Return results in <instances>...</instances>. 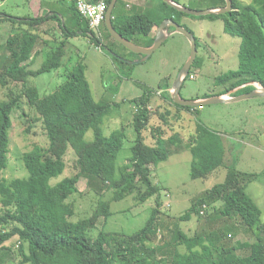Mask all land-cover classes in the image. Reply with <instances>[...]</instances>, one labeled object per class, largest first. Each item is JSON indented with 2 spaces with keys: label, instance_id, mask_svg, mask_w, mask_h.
<instances>
[{
  "label": "trees",
  "instance_id": "trees-1",
  "mask_svg": "<svg viewBox=\"0 0 264 264\" xmlns=\"http://www.w3.org/2000/svg\"><path fill=\"white\" fill-rule=\"evenodd\" d=\"M157 1V8L149 7L146 12L112 16L114 28L133 41L137 35L148 37L153 27H158L166 18L180 24L181 16L221 19L225 33L241 38L238 66L217 76L215 84L222 90L208 96L223 95L239 86L242 87L232 96L247 93L254 89V85L247 84L249 82L264 86V0L246 3L232 0L230 12L203 16L186 14L164 0ZM110 2L106 0L108 6ZM225 4V0H213L209 8ZM1 13L2 20L9 22L13 31L5 41L9 54L4 58L0 55V86L5 90V98L0 101V249L16 237L19 241L17 252L21 256L17 264H264L262 210L246 190L256 179L254 172L236 170L233 174L234 164H225L226 179L196 197L178 219L162 210L163 187L152 180L151 166L167 160L168 143L178 147L185 143L184 147L192 155L190 176L193 179H205L225 163L223 136L200 121L196 122L194 117L199 107L173 102L172 80L159 84L160 92L146 88L141 95L124 100L133 105L136 136L131 157L116 174V158L126 137L125 127L113 130L109 136L103 134L101 124L112 105L106 99L96 101L93 98L84 64L78 62L66 73V80L54 92L44 96H40L32 80V77L63 65L69 37L82 33L90 42L100 46L103 36H98L89 27L72 0L70 14L74 26L59 21L63 32L61 38L58 40L53 35L52 40L44 41L45 59L39 68L32 69L30 60L40 38L38 26L59 17L55 12L38 17ZM102 24L104 39L109 43L107 47L114 50L113 41H108L114 38L105 21ZM153 41L154 38H148L147 44L150 46ZM196 42L198 47L197 39ZM199 66L201 61L196 56L191 69ZM191 69L184 81L193 74ZM24 98L29 107L25 114L30 117V124L38 120L42 122L48 145L45 149L34 145L23 153L22 161L28 176L6 180L2 172L8 164L12 113ZM160 98L166 103L158 104L153 110L155 100ZM184 110L193 115V129L187 138L171 130V118L183 119ZM154 114L158 120L153 118ZM89 129L93 130V139L86 141L84 136ZM60 146L74 150L75 172L52 184L51 179L63 174L66 168L62 152L58 153ZM82 177L107 183L113 191V200L135 194L137 203H144L154 197L155 205L145 224L129 234L102 229L90 236L98 220L111 215V202L99 196L91 215L70 220L66 200L78 191ZM216 202L222 203L218 209L213 207L223 218H219L221 221L216 226L211 225L208 230L189 236L175 223V220H189L193 214L207 216L208 209ZM210 216L208 214L209 219ZM234 217L246 231H251L255 237L252 243L234 241L237 231ZM169 234L172 235L171 242Z\"/></svg>",
  "mask_w": 264,
  "mask_h": 264
},
{
  "label": "rangeland",
  "instance_id": "rangeland-1",
  "mask_svg": "<svg viewBox=\"0 0 264 264\" xmlns=\"http://www.w3.org/2000/svg\"><path fill=\"white\" fill-rule=\"evenodd\" d=\"M0 1H2L0 10H6L16 16L29 14L28 0ZM43 1L47 6L53 5L58 12L63 13L66 17L62 2L59 0ZM241 1L246 3L251 0ZM179 2L190 9L204 10L212 5L213 0H179ZM125 3V0H118L117 8L122 6L126 10ZM130 12L136 13L137 9ZM186 18L184 24L189 27L198 41L197 56L201 61V66L191 69L194 75L191 74L186 78L180 94L184 99H202L222 90L221 86L215 84L217 76L237 68L241 38L225 33L221 19L211 20L190 16H186ZM56 20L59 21L58 18ZM66 24L71 26L69 22ZM101 29H104L103 24L96 31L98 36H102ZM7 33H10V28L1 30L0 38L3 40L2 36ZM52 34L56 35L59 40L63 32L54 28ZM104 37L100 38L102 40L100 41V50L96 47V43L90 42L87 36L82 33L69 37L66 42L63 65L56 70L32 77V80L37 86L40 96H44L54 92L66 80V73L72 70L78 62L81 61L84 64L85 75L93 98L96 101L106 99L112 105L110 112L104 117L101 124L103 134L109 136L113 130L125 127L126 137L116 158V174H118L119 167L127 163L132 155L131 147L136 136L132 120L133 105L124 102V100L141 95L146 88L160 92L162 90L159 89V84L168 80L174 81L173 79L190 55L191 44L183 34L174 32L147 60L140 61L137 53L130 51L114 39H108V41H113L114 50L108 48L107 44L109 43ZM142 38V35H137L132 42L139 45L143 43ZM41 45L39 40L36 47ZM8 54L4 43L0 46V55L4 58ZM45 56L44 53L39 63L37 61V64L30 65V68H39ZM254 86L261 87L262 85L255 82ZM3 98H5V90L0 86V101ZM155 101L152 106L153 110L158 104L166 103L161 98ZM115 103L118 106L115 107ZM27 112H29V107L24 98L12 113L8 164L2 172V177L6 180L28 176V171L22 161L23 153L32 149L34 145H39L42 149L48 145L42 122L38 120L30 124V117L25 114ZM182 114H184L183 119L174 120L171 118V123L173 122L171 130H175L180 136L187 138L189 131L193 129V115L185 110ZM153 118L158 120L156 114ZM194 118L196 122L200 121L209 129L223 136L225 163L207 178L193 179L190 176L192 155L184 147L185 143L181 144L182 147L168 143L169 157L167 160L151 166L152 180L163 187L161 195L164 213L178 219L179 215L189 208L196 197L226 179L228 172L225 164H234L235 169L231 171L233 174L236 170L255 173L256 179L248 184L246 190L261 208L262 220H264V97L254 96L233 102L205 104L199 106ZM143 134L146 135V130L143 131ZM84 139L86 141L93 139L92 129L85 133ZM60 152H62L66 168L63 174L51 179L52 184L75 172L76 154L74 150L71 147L60 146L58 153ZM99 196L110 200L111 215L107 219L101 217L96 227L90 231V236H95L102 229L132 233L145 224L155 205L154 197H150L144 203H137L135 194L121 200H113V191L107 187V183L102 184L98 180L82 177L78 182V191L66 200L67 217L73 221L88 217L93 212ZM221 205V202H216L208 209L209 216L212 215L210 219L208 214L202 217L193 214L189 220H175V223L189 236L200 230H208L211 225L216 226V223L223 220L213 207L218 209ZM164 217L166 216L164 215ZM214 218L219 221H213ZM234 219L238 220L236 217ZM245 236L247 237L248 234L245 233ZM170 237H172L171 234L168 238L171 242ZM18 244L19 241L16 237L5 243L6 247L0 249V264H17L21 260V256L17 252Z\"/></svg>",
  "mask_w": 264,
  "mask_h": 264
},
{
  "label": "water",
  "instance_id": "water-1",
  "mask_svg": "<svg viewBox=\"0 0 264 264\" xmlns=\"http://www.w3.org/2000/svg\"><path fill=\"white\" fill-rule=\"evenodd\" d=\"M167 4L172 6L178 11H182L186 14L194 15V16H203L208 15L212 13L222 14L225 12H228L231 9L232 6V0H225L226 5L225 6H216V7H210L204 10H194L190 9L184 5L179 4L178 2H175L174 0H164ZM117 0H111L106 14H105V25L109 31V33L112 35V37L121 43L124 47L129 49L130 51L137 53L141 55L140 61L147 60L153 52L158 49L161 44L166 39V34L164 31L168 27H173L176 32H179L183 34L187 39L189 40L191 44V52L188 57V59L185 61V63L180 68L177 76L175 77L172 86L170 88L171 92V98L173 102L180 104V105H186V106H192V107H199L204 106L205 104H216V103H226V102H233L238 101L242 99L251 98L254 96H263L264 97V86L256 87L254 86V89L247 93H242L236 96H232V94L241 88L242 86L236 87L233 90L229 91L226 94L223 95H212L210 97L202 98V99H184L181 94L180 90L182 87V84L184 82L185 77L189 74V71L196 59L197 56V42L195 35L190 31L189 29L185 28L182 24L176 22L173 19L166 18L164 19L161 24L158 26V33L157 36L154 38L153 43L150 46L144 47L139 46L135 44L134 42L128 40L127 38L123 37L117 30L114 28L112 24V10L116 4ZM247 84L255 85V82H249Z\"/></svg>",
  "mask_w": 264,
  "mask_h": 264
},
{
  "label": "crops",
  "instance_id": "crops-1",
  "mask_svg": "<svg viewBox=\"0 0 264 264\" xmlns=\"http://www.w3.org/2000/svg\"><path fill=\"white\" fill-rule=\"evenodd\" d=\"M59 1L62 2V4H63L64 10L66 11V17L63 13L58 12L57 8H54L53 5L47 6L43 0H28L29 14H24L22 17H26V16H29V17L47 16V15H51L52 12H55L57 14V16L59 17L58 18L59 21L62 18L61 21H62L63 25L68 23V22L71 23V25H72L73 19H72L71 14L69 13L70 4H71L72 0H59ZM125 2H126L125 7L127 8L126 10H124V8L122 6L117 8V2H116L115 6L112 10V16H119V15H124V14L125 15L135 14V12H130L134 9H137L136 13H141L143 11L146 12L147 8H149V7H152V8L156 7L157 8V6L159 5L157 0H125ZM178 3L181 5H184L180 2H178ZM1 4H2V1H0V5ZM1 11L5 12V13H9L6 10H0V31L3 30L4 28H10V33L9 34L7 33V34H5V36H2V37H4L3 40H2V38H0V40H1L0 46H2L5 43L6 39L8 38V36L13 31V28L9 24V22L2 20L3 13H1ZM9 14H11V13H9ZM11 15H13V14H11ZM186 19H187L186 16H181L180 17L181 24H184ZM59 21L56 20V18H53V19L44 21L42 24H40L38 26L37 30L39 31L38 34L40 36L39 40L42 43V45L39 47H36L34 49V52L32 54L31 60H30L31 65L37 64L36 63L37 61L39 63V61L43 57L44 41H48V40L53 39L52 29L54 30V28H57V29H59V31H61L59 28V24H58ZM11 29H12V31H11ZM174 32H176V31L173 29L171 30V27H168L164 31V33L166 34V39L164 40V42L168 39V36L170 34L172 35ZM157 33H158V27L155 26V27H153V29H152V31L148 37L143 36V38H142L143 43H141L139 45L144 46V47L149 46L147 44L148 38H155L157 36ZM101 34L103 37L105 36L104 29H101ZM162 44H161V46H162ZM4 53H6V52H4ZM235 221H236V225H237V231H236V235H234V237H233L234 241L237 242V240H238L240 242L252 243L255 240V237L253 236L251 231H246L244 226H242V224L238 220H235ZM245 233L248 234L247 237L245 236ZM243 252H245V251H243Z\"/></svg>",
  "mask_w": 264,
  "mask_h": 264
},
{
  "label": "built area",
  "instance_id": "built-area-1",
  "mask_svg": "<svg viewBox=\"0 0 264 264\" xmlns=\"http://www.w3.org/2000/svg\"><path fill=\"white\" fill-rule=\"evenodd\" d=\"M74 2L80 16L86 19L89 27L96 32L99 26L105 21V14L108 7L106 0H99V2H92V0H74ZM97 48L100 50V46H97ZM201 213H203V210H201Z\"/></svg>",
  "mask_w": 264,
  "mask_h": 264
},
{
  "label": "flooded vegetation",
  "instance_id": "flooded-vegetation-1",
  "mask_svg": "<svg viewBox=\"0 0 264 264\" xmlns=\"http://www.w3.org/2000/svg\"><path fill=\"white\" fill-rule=\"evenodd\" d=\"M225 5H226V4H225ZM225 5H224V6H225ZM232 9H233V2H232L231 9H230L228 12H230ZM225 13H226V12H225Z\"/></svg>",
  "mask_w": 264,
  "mask_h": 264
},
{
  "label": "bare ground",
  "instance_id": "bare-ground-1",
  "mask_svg": "<svg viewBox=\"0 0 264 264\" xmlns=\"http://www.w3.org/2000/svg\"><path fill=\"white\" fill-rule=\"evenodd\" d=\"M92 2H99V0H97V1H96V0H92ZM62 40H63V39H62ZM117 42H118V41H117ZM119 44H121V43H119ZM67 71H68V70H67Z\"/></svg>",
  "mask_w": 264,
  "mask_h": 264
}]
</instances>
